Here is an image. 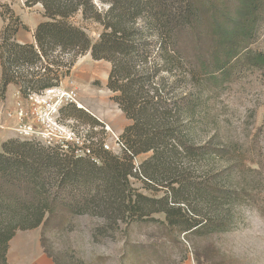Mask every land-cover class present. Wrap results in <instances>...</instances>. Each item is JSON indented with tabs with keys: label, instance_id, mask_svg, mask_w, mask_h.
<instances>
[{
	"label": "trees",
	"instance_id": "16d2710c",
	"mask_svg": "<svg viewBox=\"0 0 264 264\" xmlns=\"http://www.w3.org/2000/svg\"><path fill=\"white\" fill-rule=\"evenodd\" d=\"M230 1L27 0L28 7L40 4L44 9L35 44L10 43L26 27L9 8L10 17L0 13L6 23L0 54L2 88L14 84L24 98L40 95L59 88L80 56L91 53L94 60L109 62L108 89L117 94L113 100L130 122L120 140L134 157L151 154L140 166L145 182L166 184L173 197L157 200L133 188V156L128 151L117 155L100 146L92 151L93 159L60 146L11 139L0 152V264H8L10 243L18 232L38 228L45 254L61 264L43 240L74 216L100 221L93 232L95 241L152 224L172 242L182 243L183 234L205 228L197 208L188 207L190 199L196 205H211L228 194L217 182L208 185L192 176L189 166L201 168L208 153L225 158L229 150L197 140L203 106L197 83L199 76L217 80V72L237 61L239 44L256 36L264 11V0H236L234 9ZM77 15L103 27L96 42L71 23ZM53 53H58L51 64L56 69L42 67V74L38 66L48 63ZM248 55L253 67L264 68V55ZM150 251L140 246L128 264Z\"/></svg>",
	"mask_w": 264,
	"mask_h": 264
},
{
	"label": "rangeland",
	"instance_id": "374dc122",
	"mask_svg": "<svg viewBox=\"0 0 264 264\" xmlns=\"http://www.w3.org/2000/svg\"><path fill=\"white\" fill-rule=\"evenodd\" d=\"M235 1H230V9L235 8ZM26 2L0 0V13L10 17L9 8L26 27L10 43L35 44L36 28L45 20L40 4L28 7ZM70 21L82 28L93 42L104 31L100 24L84 21L81 15ZM12 25L15 29L16 25ZM5 26L0 16V54L5 43L1 39ZM236 52L237 61L223 72H217V80L199 76L197 83L203 102L196 127L197 140L201 144L213 141V146L224 145L229 150L225 158L208 153L201 168L189 166L192 176L208 185L217 182L228 194L226 199L211 205L204 201L196 205L190 199L188 207L197 208L199 220L206 223L205 228L196 234H183L182 243L172 242L164 231L152 224H138L127 233L95 241L93 232L100 221L89 215L74 216L63 227L47 232L43 240L45 249L54 259L61 264H128L130 254L146 246L150 253L136 259L135 264H264V68L253 67L248 55H264V11L259 17L256 36L241 42ZM57 57L58 53H53L48 63L39 65V69L50 66L55 70L51 64ZM208 60L214 70L209 54ZM111 68L109 62L96 61L87 53L76 60L70 76L59 88L24 98L14 84L6 90L2 88L0 60V152L5 142L24 139L19 131L31 127L41 136L24 140L47 145L46 137L52 136L54 141L50 146L70 149L77 156L93 159L92 151L106 144L112 150L109 152L122 155L114 138H120L130 122L113 100L117 94L108 89ZM72 92L76 95L74 101H68L67 97L60 99ZM183 121L188 123V119ZM88 149L91 154L86 156ZM150 156L136 158L141 166ZM130 182L134 189L150 198L158 200L168 196L173 199L166 184L148 185L143 174H135ZM186 213L196 218L195 212L186 210ZM154 218L164 219L162 215ZM41 232L38 228L16 234L27 242L26 257H33L38 250Z\"/></svg>",
	"mask_w": 264,
	"mask_h": 264
},
{
	"label": "crops",
	"instance_id": "0c3cea01",
	"mask_svg": "<svg viewBox=\"0 0 264 264\" xmlns=\"http://www.w3.org/2000/svg\"><path fill=\"white\" fill-rule=\"evenodd\" d=\"M26 232V231H25ZM30 233V232H29ZM22 237V236H21ZM17 236L11 241L8 251V264H54L44 252L42 245L38 243V250H36L33 257H26L24 252L27 244L24 238Z\"/></svg>",
	"mask_w": 264,
	"mask_h": 264
},
{
	"label": "built area",
	"instance_id": "2783aa9c",
	"mask_svg": "<svg viewBox=\"0 0 264 264\" xmlns=\"http://www.w3.org/2000/svg\"><path fill=\"white\" fill-rule=\"evenodd\" d=\"M50 92H53V90H50ZM75 93L74 92H72V93H70V94H66V96H61L60 97V99L62 100L63 99V97H67V100L68 101H74V98H75ZM20 116H22V114H20ZM20 134L23 136V137H25L24 139H33V138H35L36 136H41V133H39V132H37V131H35L34 129H32L31 127H28V128H23V129H21L20 131ZM42 136H46V134H43ZM58 138V137H57ZM46 139H47V145H53L52 144V142L54 141V139L52 138V136H47L46 137ZM58 139H63L62 137H60V138H58ZM115 141H114V143H115V146H117V148H119L120 149V151H128L127 150V148H126V146L124 145V143L120 140V138H118L117 136H115ZM104 149L105 150H107V151H112L111 150V148L108 146V145H106V144H104ZM77 153H78V151H76ZM91 154V151L88 149L86 152H85V155L87 156V155H90ZM128 154L129 155H131V156H133L132 154H131V152H129L128 151ZM133 164H134V173L135 174H139V175H141L142 176V174H141V170H140V164L138 163V161H137V158L136 157H134L133 156Z\"/></svg>",
	"mask_w": 264,
	"mask_h": 264
}]
</instances>
